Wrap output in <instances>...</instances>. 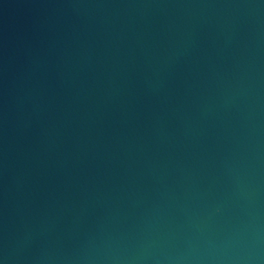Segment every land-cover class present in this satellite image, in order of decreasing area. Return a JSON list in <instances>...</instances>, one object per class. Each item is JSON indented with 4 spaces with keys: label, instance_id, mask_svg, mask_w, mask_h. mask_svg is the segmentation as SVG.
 I'll return each mask as SVG.
<instances>
[{
    "label": "water",
    "instance_id": "1",
    "mask_svg": "<svg viewBox=\"0 0 264 264\" xmlns=\"http://www.w3.org/2000/svg\"><path fill=\"white\" fill-rule=\"evenodd\" d=\"M0 264H264V0H0Z\"/></svg>",
    "mask_w": 264,
    "mask_h": 264
}]
</instances>
